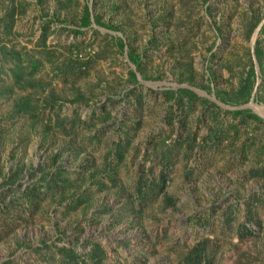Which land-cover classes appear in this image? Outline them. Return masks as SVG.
<instances>
[{
	"label": "rangeland",
	"instance_id": "rangeland-1",
	"mask_svg": "<svg viewBox=\"0 0 264 264\" xmlns=\"http://www.w3.org/2000/svg\"><path fill=\"white\" fill-rule=\"evenodd\" d=\"M263 24L264 0H0V264H264Z\"/></svg>",
	"mask_w": 264,
	"mask_h": 264
},
{
	"label": "trees",
	"instance_id": "trees-1",
	"mask_svg": "<svg viewBox=\"0 0 264 264\" xmlns=\"http://www.w3.org/2000/svg\"><path fill=\"white\" fill-rule=\"evenodd\" d=\"M84 22H85V25H88L90 22V12L88 8H86V11H85ZM263 27H264V24H263ZM256 53L258 56L261 55V50L258 45L256 46ZM132 79L136 80L135 73H132ZM254 87H255V73H254V70H252V72L249 73V75L246 77L244 84L241 87V91L239 93V96L241 97L240 99L242 101H247L251 97ZM164 94L169 99H171L172 101H175L176 103H178L179 100L183 99L182 94L188 96L190 101L198 98V96L195 93L189 92L188 90H185V89L179 90L176 92L169 90V91L164 92ZM242 112L243 111L237 112V113H242ZM248 114L250 117H253L254 119L258 121H261V119L257 115L252 114L250 112ZM63 250H65L67 253V257L64 259V264H89V259L96 260L97 264H101L107 257L105 250L101 248L99 244H96L93 246L92 250L90 251V254L88 255V257H86L87 259H84V260H81L83 259L84 255L79 254L76 250L72 248L69 249V248L64 247ZM193 253H195L196 255L195 256L196 261H201L200 258H198L199 253H196V250H194ZM193 253L191 255H194Z\"/></svg>",
	"mask_w": 264,
	"mask_h": 264
}]
</instances>
